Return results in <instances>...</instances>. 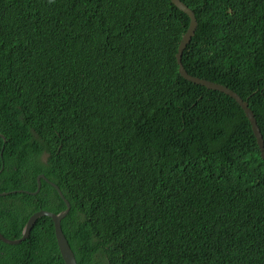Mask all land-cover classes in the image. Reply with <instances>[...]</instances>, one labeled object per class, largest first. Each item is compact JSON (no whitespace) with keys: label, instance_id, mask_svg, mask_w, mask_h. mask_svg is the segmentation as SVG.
<instances>
[{"label":"trees","instance_id":"1","mask_svg":"<svg viewBox=\"0 0 264 264\" xmlns=\"http://www.w3.org/2000/svg\"><path fill=\"white\" fill-rule=\"evenodd\" d=\"M181 1L184 68L264 140V0ZM188 23L170 0H0V192L55 183L77 264H264V159L234 99L179 75ZM40 182L0 196L5 237L65 208ZM0 264H65L51 218Z\"/></svg>","mask_w":264,"mask_h":264},{"label":"water","instance_id":"2","mask_svg":"<svg viewBox=\"0 0 264 264\" xmlns=\"http://www.w3.org/2000/svg\"><path fill=\"white\" fill-rule=\"evenodd\" d=\"M170 1L176 8H178L180 11H182L183 13H185L189 17L188 27H187L186 31L183 33V35L179 41V44L177 47V52L175 54L179 75L181 77H183L185 80H187L193 84H198V85L204 86L206 89H209V90H215V91L222 92V93L228 95L229 97H231L232 99H234L236 101V103L241 107L245 116L247 117L248 121L250 122L253 134H254L255 139H256V143H257L259 151H260V156L262 159H264V140H263L262 134L260 132V129L256 123L254 113L252 112V110L250 109V107L248 105V100L247 99L243 100L236 92H234L232 89L228 88L227 86L219 84L217 82H213V81L204 79V78H200L198 76H193V75L189 74L186 71V69L184 68V66L182 64V53H183L185 47L187 46V44H189V42L191 41L192 37L195 34V30L197 27V20H196L195 14L192 11V9H190L186 4H184V2H182L181 0H170ZM0 136H2V135L0 134ZM40 179H44L45 181H47L50 185H52L57 190L59 196L62 198V200L65 203V208L63 210L59 211L58 213L48 211V210H43V209H39V210L33 212L28 217L24 227L22 228L21 236L19 238L10 239V238L5 237L0 232V241L4 242L6 244H10V245L19 244L20 242L24 241L25 239H27L29 237L30 230L33 227V225L35 224V222L37 221V219L41 216H47V217L51 218V220L53 222L56 244H57L59 253H60L64 263L65 264H77L75 255H74V253H73V251H72V249H71V247H70V245H69V243H68V241H67V239L63 233L62 227H61V220L68 214V212L70 210V203L64 197L63 193L61 192V190L59 189V187L55 183L49 181L43 174H39L36 178L37 186H36V189L34 191H24V190L18 189V190L0 192V196L7 195L10 192H12V193L25 192L27 194L35 195L39 191L40 186H41Z\"/></svg>","mask_w":264,"mask_h":264},{"label":"clouds","instance_id":"3","mask_svg":"<svg viewBox=\"0 0 264 264\" xmlns=\"http://www.w3.org/2000/svg\"><path fill=\"white\" fill-rule=\"evenodd\" d=\"M18 190V189H17ZM70 203V202H69Z\"/></svg>","mask_w":264,"mask_h":264},{"label":"rangeland","instance_id":"4","mask_svg":"<svg viewBox=\"0 0 264 264\" xmlns=\"http://www.w3.org/2000/svg\"><path fill=\"white\" fill-rule=\"evenodd\" d=\"M60 189V188H59ZM57 191V190H56Z\"/></svg>","mask_w":264,"mask_h":264}]
</instances>
